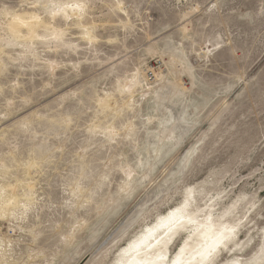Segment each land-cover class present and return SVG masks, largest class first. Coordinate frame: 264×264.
Masks as SVG:
<instances>
[{"label":"rangeland","instance_id":"1","mask_svg":"<svg viewBox=\"0 0 264 264\" xmlns=\"http://www.w3.org/2000/svg\"><path fill=\"white\" fill-rule=\"evenodd\" d=\"M189 192L264 264V0H0V264H115Z\"/></svg>","mask_w":264,"mask_h":264},{"label":"bare ground","instance_id":"2","mask_svg":"<svg viewBox=\"0 0 264 264\" xmlns=\"http://www.w3.org/2000/svg\"><path fill=\"white\" fill-rule=\"evenodd\" d=\"M73 8L76 7L73 6ZM72 10L71 8V13L75 9ZM67 11L65 10V14ZM66 17L69 18V16ZM14 20L20 19L15 18ZM192 195L193 193L189 192L187 199L181 205L158 216L154 223L122 247L115 264H215L218 260V253H224V249H231L234 245L235 226L228 222L216 221L211 215L202 219V215H197L192 207L195 199ZM181 236H184L186 240L179 247V251L172 256L171 248ZM232 264L243 263L235 260Z\"/></svg>","mask_w":264,"mask_h":264}]
</instances>
